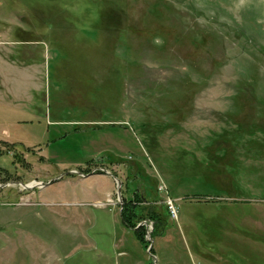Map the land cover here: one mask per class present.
<instances>
[{
    "label": "rangeland",
    "instance_id": "1",
    "mask_svg": "<svg viewBox=\"0 0 264 264\" xmlns=\"http://www.w3.org/2000/svg\"><path fill=\"white\" fill-rule=\"evenodd\" d=\"M0 142V264H264V0H0Z\"/></svg>",
    "mask_w": 264,
    "mask_h": 264
},
{
    "label": "trees",
    "instance_id": "2",
    "mask_svg": "<svg viewBox=\"0 0 264 264\" xmlns=\"http://www.w3.org/2000/svg\"><path fill=\"white\" fill-rule=\"evenodd\" d=\"M10 145L14 146L15 144L11 143L7 147L9 148ZM1 154H2V152L0 151V155ZM14 156H16V155H14ZM132 212H133L132 209L126 208L125 205H123L121 208V212H120V221L124 226H126L127 228H129L133 231V234L139 239V241H141L142 243H145L143 238H142L144 228H143V226H138V227L134 228V224L131 221ZM150 218H152V220H154L155 215H150ZM158 219L160 220L159 216H158ZM154 222H155V220H154ZM155 223H157V222H155ZM164 223H165V221H164Z\"/></svg>",
    "mask_w": 264,
    "mask_h": 264
},
{
    "label": "built area",
    "instance_id": "3",
    "mask_svg": "<svg viewBox=\"0 0 264 264\" xmlns=\"http://www.w3.org/2000/svg\"><path fill=\"white\" fill-rule=\"evenodd\" d=\"M167 208H168L170 214H172V215L175 214V208L173 207L171 199H167Z\"/></svg>",
    "mask_w": 264,
    "mask_h": 264
},
{
    "label": "water",
    "instance_id": "4",
    "mask_svg": "<svg viewBox=\"0 0 264 264\" xmlns=\"http://www.w3.org/2000/svg\"><path fill=\"white\" fill-rule=\"evenodd\" d=\"M116 186H117L116 187V192H117V195H118L119 194V189H120L118 182H117V185ZM146 234L148 235V233H146ZM150 242H151V240H150ZM149 249H150V244H148L147 249H146V252L150 254Z\"/></svg>",
    "mask_w": 264,
    "mask_h": 264
}]
</instances>
